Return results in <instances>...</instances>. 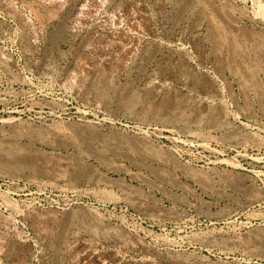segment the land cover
<instances>
[{
    "label": "rangeland",
    "instance_id": "374dc122",
    "mask_svg": "<svg viewBox=\"0 0 264 264\" xmlns=\"http://www.w3.org/2000/svg\"><path fill=\"white\" fill-rule=\"evenodd\" d=\"M0 264H264V0H0Z\"/></svg>",
    "mask_w": 264,
    "mask_h": 264
}]
</instances>
